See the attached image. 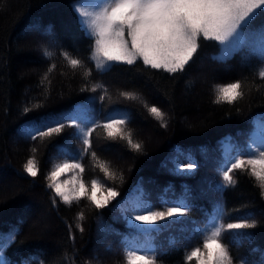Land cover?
Segmentation results:
<instances>
[{"label": "trees", "instance_id": "trees-1", "mask_svg": "<svg viewBox=\"0 0 264 264\" xmlns=\"http://www.w3.org/2000/svg\"><path fill=\"white\" fill-rule=\"evenodd\" d=\"M75 1L0 0V234L15 229L3 257L10 264H126V248L142 235L135 237L138 231L126 224L123 205L139 191L153 210L181 201L190 206L178 220L170 218L149 230L147 246L140 249L153 252L156 264H185L186 254L202 246L197 230L205 228L218 208L225 225L246 216L256 222L255 228L223 232L233 264H264V188L250 170L230 173L232 185H225L221 175L232 156L249 151L252 134L264 121V78L259 75L264 58L244 48L220 62L215 57L218 43L201 40L180 73L152 69L142 61L97 71L88 59L94 40L80 25ZM46 50L53 55L46 56ZM65 52L86 67L73 69ZM203 63L212 76L198 80ZM236 81L242 83L243 97L217 103L216 86ZM95 85L103 87L92 91ZM152 106L165 113L163 122L150 113ZM70 112L87 127L125 119L124 130L142 150L119 137L109 139L102 127H95L92 148L84 154L77 128L68 120L62 132L31 139L36 128L46 131L37 123L42 117L51 123ZM33 158L36 177L24 170ZM62 158L83 164L89 188L92 179H100L120 195L101 209L86 198L65 204L46 179ZM190 160L195 169L176 171L178 163ZM99 161L123 180H107ZM237 232L252 236L244 239ZM97 237L100 245L94 248Z\"/></svg>", "mask_w": 264, "mask_h": 264}, {"label": "snow or ice", "instance_id": "snow-or-ice-1", "mask_svg": "<svg viewBox=\"0 0 264 264\" xmlns=\"http://www.w3.org/2000/svg\"><path fill=\"white\" fill-rule=\"evenodd\" d=\"M73 9L85 34L94 40L88 59L94 61L97 71H107L114 63L135 65L137 61H142L145 66L152 69L180 73L194 59L201 40L218 43L220 54L216 59L220 62H226L244 48H249L264 58V19H261L264 16V0H77ZM45 55L51 57L53 53L46 50ZM62 55L68 59L73 69L86 67L80 58H70L66 52ZM90 74L87 70L84 73L85 76ZM259 75L264 78V68L260 70ZM98 87L103 86L95 85L91 90L95 91ZM121 95L137 98L127 92ZM243 95L240 81L216 86L217 103L231 104ZM24 111L27 113L29 109L25 108ZM149 111L158 120L164 121L165 113L158 107L152 106ZM49 119L42 117L37 122L46 128V131L40 127L36 128L31 139L62 132L66 126L64 121L68 120L71 126L77 128L83 141L84 154L92 148L90 137L95 127H102L109 139L119 137L126 140L136 151L142 150L140 143L133 142L131 132L124 130L126 120L123 118H109L102 125L92 122L94 127L81 126L77 122V115L71 112L51 118V123ZM52 123L55 126H52ZM258 137L259 143L256 142V135L252 137L254 147L249 146L248 152L232 156L230 166L221 172L225 185L234 184L230 173L240 169L250 170V174L264 188V121L260 124ZM91 155L98 159L95 152ZM97 167L107 180L117 178L123 180V176L117 177L107 162L99 161ZM196 167V163L190 160L186 165L178 163L176 171L190 172ZM24 170L30 176L36 177L38 175L36 160L28 159ZM69 172L72 173L70 179H60ZM83 172L82 163L75 159L65 160L54 165L46 177L48 187L65 204L70 205L73 201L78 202L86 198L97 209L106 207L120 195L116 188L106 187L100 179H92L89 188L83 179ZM98 192L102 193L99 198ZM189 207L183 201L164 210H153L151 206L133 203L132 210L135 214L129 215L128 221L130 224L138 222L134 226L147 233L149 228L157 226L159 222L183 217ZM127 210L125 208V211ZM83 218L81 214L79 219ZM249 219L252 218L246 216L240 218L238 222H229L225 225L222 209L218 208L217 215L206 222L205 228L197 230L203 237L202 246H196L186 254L185 264H191L194 259L196 264H233L229 249L222 240L223 232L255 228V220L252 219V223H249ZM14 234L15 229L9 234H0V264H10L3 257V249L12 242ZM251 236L250 233L237 232V237L249 239ZM125 256L126 264H156L153 252L140 248H126Z\"/></svg>", "mask_w": 264, "mask_h": 264}, {"label": "rangeland", "instance_id": "rangeland-1", "mask_svg": "<svg viewBox=\"0 0 264 264\" xmlns=\"http://www.w3.org/2000/svg\"><path fill=\"white\" fill-rule=\"evenodd\" d=\"M77 2V0L73 3V5L75 4ZM220 54V46H219V50H218V52L215 54V57H217L218 55ZM203 66H205V63H203V64H199L198 65V67L200 68H198L199 70L198 71H200V73L198 74V80H203V79H206V78H211V76H212V72H210L211 71V67H207L208 69L207 70H204L203 69ZM203 69V70H202ZM254 135H256V142L257 143H259V137H258V132H255L254 133ZM253 135V136H254ZM252 136V137H253ZM12 140V142H14L13 141V139H11ZM249 146H252V147H254V145H253V143H252V140H251V143L249 144ZM249 146H248V149L250 150V148H249ZM226 151H227V147H224V152L226 153ZM64 162V161H63ZM60 179L61 180H63V179H70V178H66V177H60ZM104 195H106V193H103ZM102 195V193H100V192H98L97 193V197L99 198L100 196ZM133 203H141L143 206H145V207H147V205L146 204H144V202H143V200H142V198H141V196H140V193L139 192H137V193H132L129 197H128V199H127V201H126V204H124L123 205V209L125 210V208H127L128 210L126 211V213H127V217H126V224L128 225V226H130V227H132V228H134L135 230H137L138 231V233L137 234H135V237H138V235H142V237H139V239H138V241H135V240H133V241H131V243L129 244V246H128V248L129 247H131V248H140V247H146L147 246V238H148V232H149V230L150 229H152V228H149V230H148V232L147 233H144V232H141L137 227H135L134 226V224L135 223H138V222H133V223H129V221H128V217H129V215H134L135 214V212L132 210V205H133ZM43 213H45V211L43 212ZM41 215V214H40ZM39 215V216H40ZM46 217V216H45ZM144 227H147V226H144ZM156 227V226H155ZM154 228V227H153ZM96 243L97 244H95V246H94V248H98V246L100 245V241H99V238L97 237V241H96Z\"/></svg>", "mask_w": 264, "mask_h": 264}]
</instances>
